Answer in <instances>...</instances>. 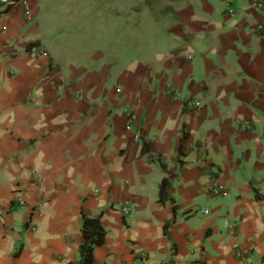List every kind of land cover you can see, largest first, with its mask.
Instances as JSON below:
<instances>
[{"label": "crops", "instance_id": "0c3cea01", "mask_svg": "<svg viewBox=\"0 0 264 264\" xmlns=\"http://www.w3.org/2000/svg\"><path fill=\"white\" fill-rule=\"evenodd\" d=\"M101 1L0 2V264H264V7Z\"/></svg>", "mask_w": 264, "mask_h": 264}, {"label": "trees", "instance_id": "16d2710c", "mask_svg": "<svg viewBox=\"0 0 264 264\" xmlns=\"http://www.w3.org/2000/svg\"><path fill=\"white\" fill-rule=\"evenodd\" d=\"M168 184L169 180L164 179L162 182V187H165V185ZM161 198L163 199V188ZM175 208L176 207H174V209ZM83 236L84 240L80 247L81 259L77 264H93L94 248L98 245L103 244L105 236V231L99 218L95 219L85 217Z\"/></svg>", "mask_w": 264, "mask_h": 264}, {"label": "rangeland", "instance_id": "374dc122", "mask_svg": "<svg viewBox=\"0 0 264 264\" xmlns=\"http://www.w3.org/2000/svg\"><path fill=\"white\" fill-rule=\"evenodd\" d=\"M115 1H119V0H115ZM112 2V1H111ZM101 3L104 5V6H102V7H104V8H109V7H112V3H109L108 4V0H102L101 1ZM82 4V3H81ZM107 4H108V6H107ZM85 5H87V3H85ZM83 6H84V4H83ZM107 6V7H106ZM76 7H81V5L79 4H77L76 3ZM71 9V8H70ZM77 9H79V8H77ZM88 7H86V8H84L83 9V11H79V15H84L85 16V21H84V24H85V27L83 28V29H79L80 30V34L82 35V36H84L85 37V39H86V41L87 42H89L90 44H92V42H93V32H96V33H98L99 32V30L97 29V28H94V27H90L89 26V18H87V16L88 15H92L93 14V10L92 11H88ZM74 11V10H73ZM73 14H78L76 11H74V13ZM103 14V13H102ZM97 15V12H95L94 14H93V16H96ZM69 16H72V15H69ZM130 26V23L128 22V19H127V17H126V19L125 18H123V25H122V27H121V30H122V32L123 31H125L126 29H125V27H129ZM157 28L156 29H154V28H152L151 26H149L148 27V31H149V33L151 34L149 37H150V39L152 38V39H155V37L157 36V34H156V32H157ZM102 33H104V36H103V38H104V40L107 42L108 41V39H109V37H108V31H109V27H105V28H103L102 30ZM129 32V31H128ZM127 32V33H128ZM160 37V36H159Z\"/></svg>", "mask_w": 264, "mask_h": 264}, {"label": "built area", "instance_id": "2783aa9c", "mask_svg": "<svg viewBox=\"0 0 264 264\" xmlns=\"http://www.w3.org/2000/svg\"><path fill=\"white\" fill-rule=\"evenodd\" d=\"M1 3L3 4H6L8 6H13L14 4L16 3H21L23 6H24V12L25 14L28 16V18L31 19V9H30V3H29V0H0ZM253 5L257 8H262L264 7V1H260V0H257V1H254ZM42 51V49L40 50ZM194 105H197L199 106V102H195ZM244 129H246V125L243 126ZM139 136H137L138 138ZM206 147L203 146V149ZM211 192L214 194V195H218V194H221L222 193V186L220 185L219 182H214L211 186ZM122 212L126 215H129L130 214V208L129 206L126 204L122 207ZM205 212H207V210H205ZM143 255L145 256L146 254L143 253Z\"/></svg>", "mask_w": 264, "mask_h": 264}]
</instances>
